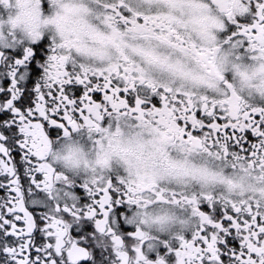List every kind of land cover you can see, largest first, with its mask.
Listing matches in <instances>:
<instances>
[{
  "label": "snow or ice",
  "instance_id": "obj_1",
  "mask_svg": "<svg viewBox=\"0 0 264 264\" xmlns=\"http://www.w3.org/2000/svg\"><path fill=\"white\" fill-rule=\"evenodd\" d=\"M0 264H264V0H0Z\"/></svg>",
  "mask_w": 264,
  "mask_h": 264
},
{
  "label": "flooded vegetation",
  "instance_id": "obj_2",
  "mask_svg": "<svg viewBox=\"0 0 264 264\" xmlns=\"http://www.w3.org/2000/svg\"><path fill=\"white\" fill-rule=\"evenodd\" d=\"M0 179H2V178H0ZM2 195H4V192H3V190H0V196H2Z\"/></svg>",
  "mask_w": 264,
  "mask_h": 264
}]
</instances>
